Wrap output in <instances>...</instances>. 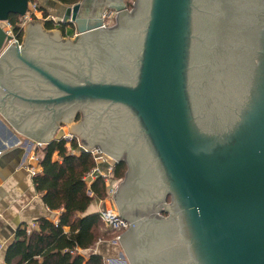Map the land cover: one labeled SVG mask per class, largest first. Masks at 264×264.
Instances as JSON below:
<instances>
[{"label":"water","instance_id":"obj_1","mask_svg":"<svg viewBox=\"0 0 264 264\" xmlns=\"http://www.w3.org/2000/svg\"><path fill=\"white\" fill-rule=\"evenodd\" d=\"M27 4L0 0V111L34 142L63 139V121L80 151L127 163L129 263L264 264V0H135L107 8L112 27L79 2L55 21L73 38L32 22L10 44L4 23ZM132 153L148 191L128 200Z\"/></svg>","mask_w":264,"mask_h":264},{"label":"trees","instance_id":"obj_2","mask_svg":"<svg viewBox=\"0 0 264 264\" xmlns=\"http://www.w3.org/2000/svg\"><path fill=\"white\" fill-rule=\"evenodd\" d=\"M57 1L65 6L80 2ZM42 16L45 18L47 14L42 12ZM8 22L20 43L23 28L19 16L11 15ZM54 23L44 22V28H57L65 33V26ZM68 143L70 150L64 139L46 145L39 159L41 172L33 177L44 205L50 211H61L58 221L40 218L37 228L29 235L25 230H18L14 243L8 248L6 264H104L100 255L90 253L83 257L78 251L92 250L99 240H108L106 233L100 230L103 226L98 214H86L93 201L105 198V184L98 178L87 187L84 178L96 166L93 155L80 151L75 140ZM126 170L124 162L118 163L114 167V178H124Z\"/></svg>","mask_w":264,"mask_h":264},{"label":"crops","instance_id":"obj_3","mask_svg":"<svg viewBox=\"0 0 264 264\" xmlns=\"http://www.w3.org/2000/svg\"><path fill=\"white\" fill-rule=\"evenodd\" d=\"M41 12L55 22L60 19L65 5L57 0H35ZM83 5V14L93 16L96 9H100L101 15L108 14L109 6H124L122 0H80ZM109 4V5H108ZM99 7V8H98ZM115 12L109 20L113 21ZM44 24V23H43ZM55 24V23H54ZM109 24V23H108ZM28 25V24H26ZM25 25V26H26ZM64 28L70 34V29ZM21 44V43H20ZM0 111V264L5 263L8 248L14 243L18 230H25L29 235L37 228V221L46 218L56 223L61 211H50L42 201V195L38 193L33 184L30 169L36 168L40 173L38 164L29 160L30 155L42 157L41 150L35 146L37 142L29 139L19 131L14 124ZM81 148V147H80ZM100 209V204L91 206L86 214H95ZM67 230H65L66 232ZM83 257L95 253L103 258L104 264H130L123 250L122 242L116 243L99 240L92 250L78 251Z\"/></svg>","mask_w":264,"mask_h":264},{"label":"built area","instance_id":"obj_4","mask_svg":"<svg viewBox=\"0 0 264 264\" xmlns=\"http://www.w3.org/2000/svg\"><path fill=\"white\" fill-rule=\"evenodd\" d=\"M113 14L112 11H110L108 14H103L102 17L104 19V26L105 27H109V24L106 22L108 20V18L111 17V15ZM40 16V17H39ZM20 27L23 28L26 24L32 23L34 21H36L38 18H40V20H42L43 22H47V21H52V18L50 16H47L45 18H43L42 16V12L40 11V9L38 8V5L36 3L35 0H28V4H27V9L26 12L23 16H20ZM4 31L6 32L7 35L11 36V42L10 44H14V43H18V45H20L19 41L16 39V35L12 29V26L9 22L4 23ZM69 140H71V138H69ZM44 144L42 143H36L35 146L38 150L41 149V147ZM90 153V152H89ZM96 153L98 154H102L104 155L103 158L96 156ZM93 155L94 161L96 162V166L95 168L88 173L85 178L84 181L86 182L87 186H90V184L92 182H94L95 180H97L98 178H100L104 184H105V193H106V198L104 201L99 200V204H108V199L109 200H114L115 199V195L117 194V191L121 185L122 179H116L114 178V167L115 165H117L114 161V164H110L108 161V158H110L109 156H107L106 154L102 153L99 150H95L94 152L91 153ZM39 157H37L35 154L30 155L29 160L33 163L38 164L39 162ZM112 159V158H110ZM98 162H104V163H108V169L107 172L105 174H103L99 167L97 166ZM39 167V164H38ZM30 172L32 174V176H35L37 174H39V172L37 171L36 168L32 167L30 169ZM89 196H92L91 193H88ZM98 214V218L102 223V230L104 232H110L113 234H116L115 238H114V242L116 243H121V239L120 237L123 236L125 234L126 231L129 230L130 228V222L123 218L119 212H117L114 207H105L104 209H101L97 212Z\"/></svg>","mask_w":264,"mask_h":264},{"label":"rangeland","instance_id":"obj_5","mask_svg":"<svg viewBox=\"0 0 264 264\" xmlns=\"http://www.w3.org/2000/svg\"><path fill=\"white\" fill-rule=\"evenodd\" d=\"M95 1H96V3L99 2V0H95ZM122 2H123V5L125 4L124 7L126 8V10H127V11H130V10L132 9V6H133L135 0H122ZM101 7H102V6H100V8H101ZM98 8H99V7H98ZM96 11H98V9H96L95 12H96ZM106 11H108V13H109L110 11L114 12V10H109V9H106ZM39 17H40V16H39ZM34 22H41L42 25H43V23H44L42 20H40V18H38V19H37L36 21H34ZM108 23H109V27H111V26L114 25V20H113V21L109 20ZM26 26H27V25H26ZM26 26L23 27L22 39H21V42H20L21 44H24V41H25ZM53 30H57V28H56V29H52V31H53ZM81 119H82V113H81V111H77L76 114L74 115V123H78V122H80ZM59 125H60V127L57 129V131H56V133L54 134V136L57 135L59 129L62 130V131H63V137H64L63 139H64L65 141H67L66 147L68 148V150H70V148H69V143H68V142L71 141V140H75V141H76L79 150H80L81 148H85V146H83V145L80 144L79 136L76 135V134H74L73 132H71L70 124L61 121ZM69 138H71V140H69ZM45 146H46V145L44 144V145L41 147V149H40L41 152H42V149H43ZM80 147H81V148H80ZM71 153L73 154V153H75V152L73 151V152H71ZM76 153H78V151H77ZM96 156H99V157H102V158H103L104 155L96 153ZM108 161H109L110 164H112V165L114 164L113 159L108 158ZM38 164H39V162H38ZM95 164H96V162H95ZM97 166L99 167L100 171H101L103 174H105V173L107 172V169H108V163L98 162ZM39 167H40V166H39ZM94 168H95V167H94ZM94 168H93V169H94ZM40 169H41V168H40ZM124 176H125V175H124ZM122 179H123V178H122ZM115 180H116V178H115ZM87 187L89 188V186H87ZM105 199H107V198H106V193H105V198H104L103 200H101V201H104ZM166 202H167V204H169V203H170V198H167V199H166ZM95 204L97 205V204H98V201L95 200V201L92 202V207H93V208H94ZM105 207H108V208H110V207H114V209H115L117 212H119V210H118L119 208H118V205H117V201H116L115 199H114L113 201L108 199V204H104V205L100 204V209H104ZM163 216H166V215H163ZM100 230H101V232H103L104 234L106 233L105 235L108 236V240L105 239L104 241L112 242V241L114 240L116 234H113V233H110V232H104V231L102 230V228H101Z\"/></svg>","mask_w":264,"mask_h":264},{"label":"flooded vegetation","instance_id":"obj_6","mask_svg":"<svg viewBox=\"0 0 264 264\" xmlns=\"http://www.w3.org/2000/svg\"><path fill=\"white\" fill-rule=\"evenodd\" d=\"M137 27H138V24L134 23L131 28L136 29ZM68 28L70 29L69 30L70 31V34L69 35H68L67 31H65V33H63L59 29H57V30H59V32L61 33L62 37H64V38H73L74 37V34H75L74 33V30L71 28L70 25L68 26ZM68 28H66V29L68 30ZM126 44L128 46L129 45H132L134 47V45L136 44V40H134V39L132 40L131 38H128L126 40ZM94 49L96 50V52H99L98 55L96 56V59L99 60V62H101V63L102 62H106V60L109 59L108 58L109 57V54H107L103 49H101L99 51H98L97 47L94 48ZM113 64H115V63H113ZM116 71L122 72V70H120L118 68L116 69ZM31 75H33V74L30 73V72H27L28 83L31 82V84H34L36 86V88L33 87L32 90L33 91L46 90L47 87L46 88H43L45 86L42 85L41 81L38 78H35V76H31ZM75 76L78 77L80 75L75 74ZM132 157H137V156L135 155V153H132ZM122 162H124L126 164V167H127V163L125 161H122ZM136 163L138 164L137 167H138L139 171H137V177H136L137 179H135L136 181L133 183V185L130 184L129 187H128L127 194H126L128 200L129 199H132L136 195L142 194L144 192L146 193L148 191V189H147L148 188V184H147L148 181L145 179V178H148V176H145L144 174H142V171H141V168H140L142 162L140 161L139 157H137V162ZM123 181H124V178L122 179V182H121L120 187L122 186ZM144 181H145V183H144ZM129 230H130V228H129ZM129 230L125 232V235L123 237V240H124L126 234L129 232Z\"/></svg>","mask_w":264,"mask_h":264},{"label":"bare ground","instance_id":"obj_7","mask_svg":"<svg viewBox=\"0 0 264 264\" xmlns=\"http://www.w3.org/2000/svg\"><path fill=\"white\" fill-rule=\"evenodd\" d=\"M108 5H109V4H108ZM112 5H115V6H116V4H112ZM118 6H119V5H118ZM82 14H83V12H82ZM83 15H84V14H83ZM84 16H88V17H89L90 15H84Z\"/></svg>","mask_w":264,"mask_h":264}]
</instances>
